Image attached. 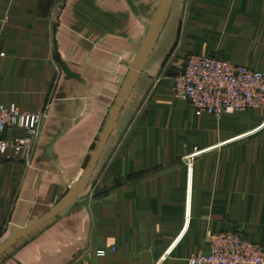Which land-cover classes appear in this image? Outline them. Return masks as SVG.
I'll use <instances>...</instances> for the list:
<instances>
[{
	"label": "crops",
	"instance_id": "0c3cea01",
	"mask_svg": "<svg viewBox=\"0 0 264 264\" xmlns=\"http://www.w3.org/2000/svg\"><path fill=\"white\" fill-rule=\"evenodd\" d=\"M166 2L0 0V104L47 114L0 161V246L79 188ZM192 54L264 72V0H173L79 201L0 264H190L222 231L264 246V108L198 115L172 90Z\"/></svg>",
	"mask_w": 264,
	"mask_h": 264
},
{
	"label": "built area",
	"instance_id": "2783aa9c",
	"mask_svg": "<svg viewBox=\"0 0 264 264\" xmlns=\"http://www.w3.org/2000/svg\"><path fill=\"white\" fill-rule=\"evenodd\" d=\"M6 19H0V24ZM172 90L198 114L221 118L251 108H264V72L206 54H192L174 75ZM46 112L23 111L0 104V161L13 160L22 150L29 155L42 134ZM20 128L24 136L8 139ZM190 264H264V247L238 232L222 231L211 237L210 251L193 256Z\"/></svg>",
	"mask_w": 264,
	"mask_h": 264
},
{
	"label": "water",
	"instance_id": "95a60500",
	"mask_svg": "<svg viewBox=\"0 0 264 264\" xmlns=\"http://www.w3.org/2000/svg\"><path fill=\"white\" fill-rule=\"evenodd\" d=\"M173 3V0H167L160 16L158 17V20L156 21V23L152 26V28L150 29L149 33L147 34V37L142 45L141 51L135 61L134 64V68L133 71L131 72L128 80H127V84L125 86V89L122 93V96L116 106V108L114 109L111 118L106 126V129L104 131L102 140L100 142L99 148L95 154V157L88 169V172L83 180V182L81 183V185L79 186V188L76 190V192L72 195V197H70L67 200H64L62 202H60L56 207L52 208L49 212H47L46 214H44L43 216H41L40 218H38L37 220H35L33 223H31L29 226H27L26 228H24L23 230H21L20 232H18L17 234H15L14 236H12L10 239H8L4 244H2L0 246V255L2 253H4L13 243H15L17 240H19L20 238L24 237L25 235H27L28 233H30L31 231L35 230L36 228H38L40 225L48 222L49 220H51L53 217H55L56 215L60 214L62 211H64L65 209L69 208L70 206H72L73 204H75L77 201H79L80 197L82 196L83 192L85 191L91 176L93 174V171L99 161V158L103 152V149L105 147V144L107 142L111 127L115 121V118L117 117L118 113L120 112V110L122 109L127 96L131 90V88L133 87L135 80L138 76V74L141 71V68L146 60L147 57V52L151 43V40L153 38V36L156 34V32L159 30V28L161 27L171 5Z\"/></svg>",
	"mask_w": 264,
	"mask_h": 264
},
{
	"label": "rangeland",
	"instance_id": "374dc122",
	"mask_svg": "<svg viewBox=\"0 0 264 264\" xmlns=\"http://www.w3.org/2000/svg\"><path fill=\"white\" fill-rule=\"evenodd\" d=\"M62 5L63 4H60L59 6H58V8H57V12H56V14H58L59 13V11H60V9L62 8ZM53 9V8H52ZM1 19V18H0ZM3 19H6V22L8 21V18L7 17H5V18H3ZM5 24V23H4ZM57 24H54V27L56 26ZM53 27V29L55 30L56 28H54ZM250 240V239H249ZM251 242H253L252 240H250ZM254 243H256V242H254ZM256 244H258V243H256ZM259 245H261V244H259ZM261 246H263V245H261ZM264 247V246H263Z\"/></svg>",
	"mask_w": 264,
	"mask_h": 264
}]
</instances>
